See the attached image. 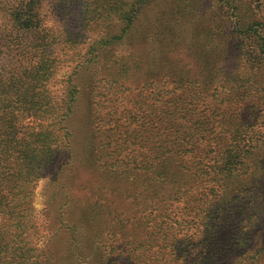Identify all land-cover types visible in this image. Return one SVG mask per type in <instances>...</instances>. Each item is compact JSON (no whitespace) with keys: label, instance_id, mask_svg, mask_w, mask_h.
Here are the masks:
<instances>
[{"label":"trees","instance_id":"16d2710c","mask_svg":"<svg viewBox=\"0 0 264 264\" xmlns=\"http://www.w3.org/2000/svg\"><path fill=\"white\" fill-rule=\"evenodd\" d=\"M46 1L0 0V222L13 220L16 229L0 233V264H54L46 249L33 254L17 242L26 243L22 234L30 232L39 179L63 150L65 166L77 161L71 121L82 97L70 79L63 94L50 84L65 65L78 60L75 71L86 67L90 53L101 61L87 93L93 154L74 180L100 264H210L245 256L249 240L264 238L263 204L251 210L245 202V183L258 170L264 188V0L244 31L240 19L232 26L226 63L239 62L234 77L225 62L172 56L187 47L169 46L166 55L109 54L152 0H129L115 11L101 6L99 28L115 17L121 34L101 32L85 54L80 46L89 27H98L87 10H97L100 0H87L88 9L58 30L45 26ZM71 9L73 3L62 6L64 22L75 17ZM29 118L39 121L38 130L24 125ZM72 243L82 248L78 237ZM254 252L264 253V239Z\"/></svg>","mask_w":264,"mask_h":264},{"label":"rangeland","instance_id":"374dc122","mask_svg":"<svg viewBox=\"0 0 264 264\" xmlns=\"http://www.w3.org/2000/svg\"><path fill=\"white\" fill-rule=\"evenodd\" d=\"M128 1L100 0L97 10H92V8L87 10V20L93 19L98 27L95 24L93 27H89L91 32L89 31L84 38V45L80 46L82 54L87 53L94 39H100L98 36L101 32L104 31L103 36L121 34L123 24L115 17L111 18L110 23L103 24L99 28L96 19L101 6H110L115 11L122 7L125 8ZM257 1L152 0L142 15L136 19L134 27L124 36V39L112 45L109 54L129 55L135 52L154 56L157 52H163L165 49L163 55H166L169 46L187 47L188 51L178 54L172 53V56H180L181 59L194 60L198 63L209 62L211 65L225 62L224 67L229 64L230 68H234L233 76H231L234 77L239 73V62L233 57L229 63H226L227 59H230L231 50L228 49L231 42L230 33L233 31L232 26L236 20L240 19L241 25H243L241 31H244L250 24L249 22L252 21L253 15L256 16L259 10ZM72 3L74 9H71L70 14L71 16L75 15V17L70 18L68 16L64 22L66 17L61 8L63 6L64 9ZM58 5L59 11H57ZM87 5V0L46 1L42 12L45 26L58 30L62 25H70L72 20L77 19L80 9L82 11L88 9L89 6ZM2 23L3 20L0 16V25ZM167 28L172 29L175 33L168 36ZM250 39L246 34L243 36L245 51H249V47L253 44ZM207 43L212 48L204 50L203 46ZM69 52L72 53V51ZM87 57L92 61L87 63L86 67L77 68L75 71L78 60L65 65L50 84L52 90L63 94L70 87V79L72 80L71 85L77 86L80 92L79 96L82 97L71 121L72 141L77 154V161L72 167L69 164L65 166L67 152L63 150L58 155L53 168L45 172L39 179L32 196V213L28 218L30 232L22 234L23 237L26 236V243L17 242L18 246L31 249L33 254L35 252L38 254L40 249H46L54 264H83L78 252H82L90 264L101 263L98 247L93 244L91 232L83 220L86 216L83 213V194L74 180L80 178L82 171L84 173V170L90 167L93 154L94 133L88 113L91 102L87 93L100 78L101 61L96 62L99 59L95 57L94 53L88 54ZM239 86H242L239 92H245V88H247L245 81L239 82ZM39 124V121L33 118L24 122L25 126L35 130H38ZM27 134L28 132H26ZM26 135L22 134L21 137L26 139ZM262 177V172L258 170L253 176V181L245 183V190L249 191V193H245V202L251 203L248 204L251 206V210L255 209L258 204H263L260 208L262 212L260 216H264V188L260 189L257 184H260ZM14 222L13 220L0 222V233L5 235L9 230L16 232L15 227H12L15 226ZM255 222V219L250 220V226ZM74 237H78L83 244L80 250H77L75 244L72 243ZM263 239V237L256 238L251 242L249 240L248 244L250 245L245 248L247 251L245 256L222 263L210 264H264V253L255 254L254 252L261 245ZM71 243L72 246H70Z\"/></svg>","mask_w":264,"mask_h":264}]
</instances>
